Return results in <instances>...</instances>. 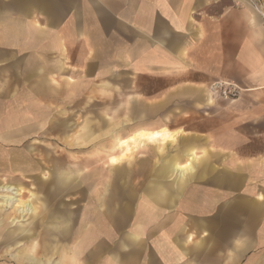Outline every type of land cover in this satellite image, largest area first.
Returning a JSON list of instances; mask_svg holds the SVG:
<instances>
[{
    "label": "crops",
    "instance_id": "obj_1",
    "mask_svg": "<svg viewBox=\"0 0 264 264\" xmlns=\"http://www.w3.org/2000/svg\"><path fill=\"white\" fill-rule=\"evenodd\" d=\"M9 5L21 13L10 14ZM108 19L112 32L105 31ZM7 21L15 25L14 33L7 31ZM26 21L38 39H8V34H22ZM107 35L124 39L109 46L101 42ZM105 51L112 53V66L101 64ZM99 74L113 78V85H122L129 94L146 96L147 103L156 101L164 109L176 103L172 113L194 121L183 128L188 141L181 142V128L139 125L148 118L146 112L136 114L144 110L140 106L125 120L117 113L95 122L86 118L81 127L72 124L70 114L52 120L44 109L34 117L3 120V99L23 92L39 97L43 85L48 93L56 91V77H63L68 86L80 84L82 91L93 83L88 79ZM146 77L160 79V86L143 84ZM217 81L243 89L235 103L210 96L208 89ZM163 129L177 133V138H139L133 153L112 169L106 159V177L102 166L101 173L96 167L89 177L95 167L75 154L102 138H111L109 146L139 131ZM251 131L256 138H249ZM29 137L36 142H22ZM41 137L47 142L41 143ZM2 139V146L11 148H0V169L16 177L10 182L20 188L33 183L29 191L36 212L13 224L3 220L0 209V257L6 254L21 264H101L103 258L106 264H264V20L249 0H0ZM156 142L161 145L152 165L149 143ZM174 142L176 152L170 153L166 146ZM214 149L223 151L222 159L216 160ZM190 151L198 158L188 175L171 173V165L186 163ZM216 163L223 164L222 172L213 170ZM83 171L87 175H81ZM141 173L142 181L134 184ZM165 178L170 186H165ZM191 180L221 188L222 202L217 205L218 196L210 190L201 193L193 184L190 196L196 203H176ZM252 185H257L255 195L249 191ZM133 188L141 193L134 206L129 197ZM73 191L79 192L77 198L64 199ZM77 199L83 200L78 224L66 204ZM106 207L109 213L95 232L86 212L91 214L90 208L103 215ZM160 211L191 214L171 234L167 229L174 217ZM189 228L199 232L195 240ZM71 239H76L74 246ZM218 240L230 244L228 250L217 252L213 245ZM17 247L22 249L14 250Z\"/></svg>",
    "mask_w": 264,
    "mask_h": 264
},
{
    "label": "rangeland",
    "instance_id": "obj_2",
    "mask_svg": "<svg viewBox=\"0 0 264 264\" xmlns=\"http://www.w3.org/2000/svg\"><path fill=\"white\" fill-rule=\"evenodd\" d=\"M8 8V12L10 14H20L21 12L18 10H16V5H9L7 6ZM89 22L94 23V20H89ZM104 22V21H103ZM111 22L112 20H105V31H113V28L111 26ZM27 24L23 25V32L22 34L20 32L19 35H15V34H8V39H11V41H17L21 42L20 39H22V41L24 43H32V41H36L38 39V37H35L32 34V30L30 29V26L28 24H30L28 21H26ZM8 24V21H7ZM9 25L8 28V32H12L14 33L15 30V25ZM102 41L101 42H107L109 44V46H111L113 43H121V40L124 39V37H121V35H107L101 38ZM89 46L90 42H89ZM92 48V47H91ZM91 50V55L93 57V55H95V51L94 49H90ZM78 51V50H77ZM75 54V53H72ZM104 55V59L101 61V64H108L109 66H112L114 63H112L110 57L112 56L111 51H105L103 53ZM65 57H67V63L68 65H71L70 62V58L69 55H65ZM110 71H112V69H109ZM106 70V71H109ZM113 70H117V68L113 69ZM109 71V72H110ZM58 76V75H57ZM58 80V83H55V87H56V91H53L51 93H48V91H46V85H43V90L40 91L39 97H34L32 98L33 94L29 93V92H23L22 94H14L12 96H17L16 98L13 99H3V120H6V118H11V117H34L40 114V109H44L45 111H42L44 116L46 115V113H48V115H50V117H52V120H57L58 118H61L62 116L68 115L70 114L72 116L71 122L72 124L74 123H78L79 126L81 127L84 123V120L86 118L91 119L93 122L97 121V120H101L102 117H106L108 115H114V114H119V119L121 120H125L129 115V111L131 110H135L136 107L140 106L141 108L143 107L144 110L142 109H138V113H142V112H146V115L148 118L142 119L139 122V125H142L144 127L150 128V126H153L151 129H158L162 126L167 127L169 130L174 129V128H181V130L183 131V136H182V143H186L188 141V137L186 133H184V126L190 127L192 125V123L194 121H192V118L187 117V116H183L181 114H179L178 116H176L174 113L173 108H176V103H173V105H171L170 107L166 108H161V105L157 104L156 101L147 103L146 101V96L142 95L141 93H128L127 91H123L122 89V85H113L112 80L113 78L108 77L107 75H101L99 74L96 78L94 79H88V81H92L93 83H89L86 84L87 89H83L82 91L79 90L80 84L78 83H73L71 85L68 86V84L64 83L65 79L63 77H56ZM144 79L143 84H147V85H151L153 87H159L160 86V79L157 78H142ZM96 82V84H95ZM225 82V81H222ZM67 87V90H66ZM65 89V91H64ZM208 93L210 94L211 97H213V95H211L209 89H208ZM35 96V95H34ZM133 96H135L136 98H133ZM219 98V97H217ZM215 98V100L217 99ZM221 98V97H220ZM222 99V98H221ZM237 99V98H236ZM238 100V99H237ZM226 103H235L236 100H224ZM146 103V104H145ZM146 109V111H145ZM39 114H38V113ZM148 112L152 113L151 115L148 114ZM171 113V114H170ZM41 115V114H40ZM40 117V116H39ZM133 117V119H136L135 116H131ZM43 120V116L40 117ZM252 123V125H256V123L254 122H250ZM4 133V131H3ZM224 133H221V136H223ZM250 134L252 136H250L249 138H256L255 134L253 131L250 132ZM229 136V134H228ZM103 137V136H102ZM239 139V138H238ZM35 140L36 137H29L26 138L24 141H27L28 143L32 144L34 142H36ZM38 140H40V142L44 143L47 141H44L41 138H38ZM122 140V139H121ZM2 140H0V148L3 149H7L11 148L10 146L4 147L2 146ZM111 141L110 137L102 138L100 142H95L92 145L85 147V149H82V151L80 152H75V154L79 157H83L84 159H88L85 160L87 161V164L89 165V168L91 167H98L99 171L101 173V166L102 169H104V176H108L109 169H112V165L109 163L106 165V159L107 161L109 160V158L112 155H118L117 153H114L113 150H119L117 149V144L120 141H117L115 144H111L109 146H107L109 144V142ZM137 143L134 145L136 147ZM149 145H151L150 149L152 151V155H151V163L153 165L155 158H156V151L158 150V145H161V143L156 142V143H149ZM176 142L174 143H168V145L166 146V148L168 149V151L170 153L176 152L175 149H177L175 146ZM111 146V148H110ZM17 147H20V149H25V146L22 145H18ZM16 149V148H13ZM79 150V149H78ZM120 151V150H119ZM214 151H216V155L215 158L218 161L219 159H222L220 156L223 151L220 149H214ZM255 148L252 147L251 152L254 153ZM122 152V150L120 151V153ZM201 152V151H200ZM114 153V154H112ZM119 153V154H120ZM133 153V152H132ZM96 158L97 161L96 163H92L90 162L91 159ZM109 162V161H108ZM156 165V164H155ZM159 165V164H158ZM213 170L214 168L217 171L222 172L223 171V164L222 163H216L215 165H212ZM94 168V169H95ZM91 169V172L94 170ZM212 170V168L210 169ZM80 171V170H78ZM81 175H83L82 172H80ZM92 173L88 174V176L90 177ZM8 170H4L3 168L0 169V185L3 184H12L15 185V183L10 182L11 179L16 178V177H10L8 176ZM87 175V172H86ZM143 175L144 173H141V175H138V177L135 179V183H138L139 181H142L143 179ZM33 177V176H32ZM92 178V177H91ZM9 180V181H8ZM207 180H201V181H197V180H191L187 183V185L185 186L182 195L177 198L176 203L178 204H182V203H196V201L193 199V197H191V187L192 185H197L196 190H198L199 192L203 193V192H209L210 193H214L215 196L218 199L217 201V205H219V203L222 202L223 200V194L221 195V193L223 192V190L218 187H216V189H214L215 187H211L207 184ZM39 182H37V185ZM142 183V182H141ZM171 181L169 179H164V184L165 186H170ZM33 183H28L26 185V187H18L19 190L21 191V195L19 196V198H21V200H30L33 201V197H31V192L29 190L30 186ZM34 184L36 185V182H34ZM16 186V185H15ZM211 187V188H210ZM212 188L214 189V191L212 190ZM257 185H252L251 186V190H249L251 193H253V195L256 194L257 192ZM135 191V193H133ZM213 191V192H211ZM130 193V203L131 205H135L138 202L139 196L141 195V193H139L138 190L136 189H132V191H129ZM220 195V196H219ZM79 196V192L77 191H73L72 193H69L68 195L64 196V199L66 197H69V199L72 198H77ZM209 196V194H208ZM64 202V201H63ZM83 200L82 199H77V200H71L69 202H66V204L68 205L69 208H71L72 210H74V213L76 214V218H75V222L76 224H78V219H79V215H80V204H82ZM198 202V201H197ZM79 206V207H78ZM163 215H168V216H172L173 218V222L171 223L170 226H173L172 228L167 229L169 233L174 234L176 232L177 229H179L181 227V225L183 226L184 221L187 220V218H189L190 214L189 212H164V211H160ZM21 213L19 211H17V208L15 207H8L6 209H3V220L7 219V220H14V222L11 223H17V221H15L16 219H24L25 216L29 215H21ZM207 229H202L200 230V232L204 233L206 232ZM188 234H192L193 238L195 240V237L197 235H199V232H195L194 229L189 228L188 229ZM76 240V239H75ZM75 240L71 239L69 241V244L71 246H74L75 244ZM218 242H215V244L213 245L214 247L217 248V252L219 251H223V250H228L230 244H224V242L222 240H218ZM41 240L40 238L37 239V246L36 248H39V244H40ZM29 248L32 245V242L29 243H25ZM34 245V244H33ZM69 245V246H70ZM22 249V247H17L14 250H20ZM5 249L2 250L1 254H4ZM216 254V253H215ZM55 259H59V255H54ZM108 258V257H107ZM2 262H7V263H11V264H21L18 261H14L12 260V258L9 255L2 256L0 257V263ZM107 260L106 259H102L101 260V264H106ZM71 264V263H70ZM81 264H93L92 260H84L81 262Z\"/></svg>",
    "mask_w": 264,
    "mask_h": 264
},
{
    "label": "bare ground",
    "instance_id": "obj_3",
    "mask_svg": "<svg viewBox=\"0 0 264 264\" xmlns=\"http://www.w3.org/2000/svg\"><path fill=\"white\" fill-rule=\"evenodd\" d=\"M176 135H177V133H172V132L168 131L167 129H163L161 131H154V132L153 131L152 132H148V131L136 132L133 135H131L129 138H124L118 142L117 149H119L120 151L122 150V152L118 155H112L108 161L112 166H114L117 164L118 161H120V159L129 157V155H131L132 152L135 150L134 145L137 143V140L139 138L148 139L150 141H155L157 139H161V140L165 141L167 139H169V140L175 139ZM187 155H189V158L186 161V163L182 164L180 162H175L171 165V167H170L171 173L175 174L178 177H182V178H184L186 175H188L189 171L193 167L192 166L193 161H196L198 156L194 152H191L189 154L187 153ZM96 161H97V159L93 158V159H91L90 162L95 164ZM113 161H116V162L114 163ZM95 169L92 171V175L94 173H96ZM83 174L85 176L86 172H84ZM20 195H21V191L19 190V188H17V186L12 185V184L0 185V209L1 208L6 209L8 207H15V208H17V211H19L21 213V215L34 214L36 212V207L33 204V202H30V200H27V201L21 200V198H19ZM104 209L106 211H105V214L103 213V215H101L102 213L101 214L94 213L90 208H89V212L91 214L86 212L87 213L86 214L87 220L94 221V224L96 225V226H94L96 229L94 231L98 232V233L101 230V227L103 225L102 224V222H103L102 216H106V214L109 213V210L107 207ZM19 221H21V219H19L17 222H19ZM97 241L100 242V239L98 238ZM28 255H30V254H28Z\"/></svg>",
    "mask_w": 264,
    "mask_h": 264
},
{
    "label": "built area",
    "instance_id": "obj_4",
    "mask_svg": "<svg viewBox=\"0 0 264 264\" xmlns=\"http://www.w3.org/2000/svg\"><path fill=\"white\" fill-rule=\"evenodd\" d=\"M249 3L264 20V0H249ZM242 90L237 84L222 81L214 82L209 87L211 95L227 100H235L239 97Z\"/></svg>",
    "mask_w": 264,
    "mask_h": 264
},
{
    "label": "snow or ice",
    "instance_id": "obj_5",
    "mask_svg": "<svg viewBox=\"0 0 264 264\" xmlns=\"http://www.w3.org/2000/svg\"><path fill=\"white\" fill-rule=\"evenodd\" d=\"M114 163L116 162V161H113ZM262 199H264V198H262Z\"/></svg>",
    "mask_w": 264,
    "mask_h": 264
}]
</instances>
